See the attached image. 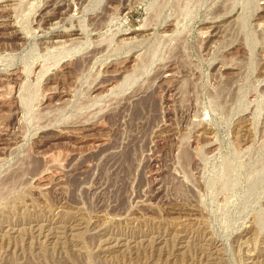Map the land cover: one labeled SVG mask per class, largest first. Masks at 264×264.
<instances>
[{
    "label": "rangeland",
    "instance_id": "obj_1",
    "mask_svg": "<svg viewBox=\"0 0 264 264\" xmlns=\"http://www.w3.org/2000/svg\"><path fill=\"white\" fill-rule=\"evenodd\" d=\"M0 264H264V0H0Z\"/></svg>",
    "mask_w": 264,
    "mask_h": 264
},
{
    "label": "bare ground",
    "instance_id": "obj_2",
    "mask_svg": "<svg viewBox=\"0 0 264 264\" xmlns=\"http://www.w3.org/2000/svg\"><path fill=\"white\" fill-rule=\"evenodd\" d=\"M127 44V43H126Z\"/></svg>",
    "mask_w": 264,
    "mask_h": 264
}]
</instances>
